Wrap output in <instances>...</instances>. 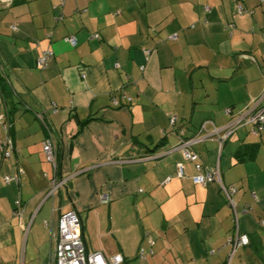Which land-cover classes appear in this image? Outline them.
Returning <instances> with one entry per match:
<instances>
[{"label": "crops", "instance_id": "obj_1", "mask_svg": "<svg viewBox=\"0 0 264 264\" xmlns=\"http://www.w3.org/2000/svg\"><path fill=\"white\" fill-rule=\"evenodd\" d=\"M0 71L13 144L0 154V264H54L57 221L71 210L87 253L122 264H225L229 253L230 264H264V129L241 126L221 149L192 145L221 184H193L194 164L168 153L261 94L264 0H13L0 6ZM222 187L235 188L231 202ZM235 233L249 245L234 248Z\"/></svg>", "mask_w": 264, "mask_h": 264}, {"label": "built area", "instance_id": "obj_2", "mask_svg": "<svg viewBox=\"0 0 264 264\" xmlns=\"http://www.w3.org/2000/svg\"><path fill=\"white\" fill-rule=\"evenodd\" d=\"M13 0H0V6L7 8L11 5ZM242 8L238 5V13L241 14ZM11 28H13L11 26ZM172 36V39H175ZM63 42L68 44L70 47L74 48L77 45L76 39L74 37H65ZM147 54V51H144ZM52 57L51 51H44L36 60V66L40 69L46 67L47 61ZM1 102V95H0ZM116 105V102L114 101ZM226 116H230V110L226 109L224 111ZM41 119V116H38ZM176 120L175 117L171 118V124ZM0 125L2 129L6 132L8 129L7 117L0 114ZM251 125V135L257 136L259 132L264 129V88L259 95V97L254 101L253 106L248 109L243 114L236 115L232 117L226 124L221 127H213L212 129H206L207 123H204L199 128L198 132L186 140H179L177 145L172 147L168 153L173 151H178L184 161L193 163L197 174L191 178V181L195 185H205L210 182L220 183V171L218 167H203L198 163L197 155L192 151V145L208 139L213 138L217 142L219 148L231 137L233 132L243 126ZM7 134V132H6ZM13 150V144L11 140L6 137L0 141V154L3 158H8ZM42 152L45 158L51 162L54 166L56 149L53 145V140L48 137L42 143ZM176 176L178 178H184L185 174L181 164L176 165ZM11 177H5L4 181L8 183ZM169 177L165 178L163 184L167 183ZM65 180H53L50 183V188L48 189L47 195H51L53 190L64 184ZM222 191L227 197V200L231 202V195L235 191L233 187L224 188ZM106 197H102V202H105ZM16 206L19 203L16 202ZM234 248L237 246H247L249 244V238L247 235H238L235 233V237L232 240ZM138 258L145 259V251L142 248L138 249ZM122 257L120 255H115L112 257H106L103 252H93L87 253L85 249V243L83 241L81 233V224L79 217L75 211H69L61 214L57 221V234L54 246V264H122Z\"/></svg>", "mask_w": 264, "mask_h": 264}, {"label": "trees", "instance_id": "obj_3", "mask_svg": "<svg viewBox=\"0 0 264 264\" xmlns=\"http://www.w3.org/2000/svg\"><path fill=\"white\" fill-rule=\"evenodd\" d=\"M12 3H13V1H12ZM12 3H11V5L10 6H12ZM9 6V7H10ZM9 7H7V8H9ZM66 37H68V36H66ZM65 38V37H64ZM92 38H96V37H92ZM97 38H98V36H97ZM62 41H63V38H62ZM68 45V44H67ZM76 47V46H75ZM74 47V48H75ZM46 51H49V50H46ZM44 52V51H43ZM42 53V52H41ZM41 53L39 54V56L41 55ZM38 58V57H37ZM37 60V59H36ZM37 67V66H36ZM38 68V67H37ZM38 69H40V68H38ZM45 69V68H44ZM41 70H43V69H41ZM2 72L0 71V95H1V101H2V99H3V91H4V78H3V76H2ZM1 103V102H0ZM53 108L54 107H52L51 109L53 110ZM7 113H8V111H7ZM7 113H3L2 115H4L5 117H7ZM8 116H9V113H8ZM39 116H41V115H39ZM9 118V117H8ZM8 118H7V120H8ZM38 119V118H37ZM43 118H42V116H41V119H39V120H41V122L43 123L44 122V120H42ZM88 121H89V119L88 120H85V121H82V122H79V127H81L82 125H85L86 123H88ZM44 124H45V122H44ZM244 126V125H243ZM250 126V128H251V125H249ZM1 129H2V127H1ZM9 130H10V121L8 120V129H7V134H6V132L2 129V131H3V133H5L7 136H8V132H9ZM235 132V131H234ZM233 132V133H234ZM249 134L251 135V129H250V131H249ZM232 136V135H231ZM182 139H184V140H186V139H188V138H180L179 140H182ZM230 140V138L225 142V143H227L228 141ZM12 142V141H11ZM224 143V144H225ZM223 144V145H224ZM222 145V146H223ZM221 149V148H220ZM56 172H57V169H58V156H57V154H56ZM201 165V164H200ZM234 188V187H233ZM235 189V188H234ZM259 226L261 227V228H263L264 229V223L263 222H260L259 223ZM249 245V244H248Z\"/></svg>", "mask_w": 264, "mask_h": 264}, {"label": "rangeland", "instance_id": "obj_4", "mask_svg": "<svg viewBox=\"0 0 264 264\" xmlns=\"http://www.w3.org/2000/svg\"><path fill=\"white\" fill-rule=\"evenodd\" d=\"M17 107H19V109L21 110V108H23V107H21L20 105H16ZM50 188V182H49V185H48V189ZM233 200H234V198H233ZM232 224H234V221L232 222ZM236 231V223L234 224V232ZM42 238V236L40 235V239ZM263 245L262 246H264V238H263ZM40 244V246H42V241L39 243ZM237 251H239V249L237 250ZM234 254V253H233ZM233 254H231V253H229V255L227 256V259H226V261H225V264H230V261H232V259H233V263H234V261H235V259H236V257L235 258H233ZM262 254H264V249H262ZM237 255H239V254H237ZM236 255V256H237ZM20 254L18 255V263H19V261H20ZM22 262H23V260H22ZM22 264V263H21ZM27 264H29V261L27 262Z\"/></svg>", "mask_w": 264, "mask_h": 264}, {"label": "bare ground", "instance_id": "obj_5", "mask_svg": "<svg viewBox=\"0 0 264 264\" xmlns=\"http://www.w3.org/2000/svg\"><path fill=\"white\" fill-rule=\"evenodd\" d=\"M39 57V56H38ZM4 100V99H3ZM2 103H4V102H2ZM3 110V109H2ZM6 111H8V110H6ZM36 115V114H35ZM38 115V114H37ZM40 115V114H39ZM38 118V117H37ZM43 118V117H42ZM43 120V119H42ZM39 121H41V120H39ZM43 124H44V122H43ZM45 125V124H44ZM65 183V182H64ZM72 211V210H71ZM22 255V254H21ZM20 255V256H21Z\"/></svg>", "mask_w": 264, "mask_h": 264}]
</instances>
